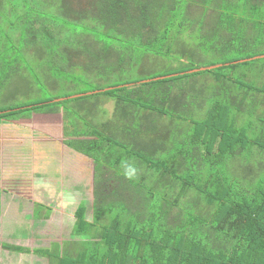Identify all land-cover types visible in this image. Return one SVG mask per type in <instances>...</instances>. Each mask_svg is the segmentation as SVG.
Returning a JSON list of instances; mask_svg holds the SVG:
<instances>
[{
	"label": "trees",
	"instance_id": "1",
	"mask_svg": "<svg viewBox=\"0 0 264 264\" xmlns=\"http://www.w3.org/2000/svg\"><path fill=\"white\" fill-rule=\"evenodd\" d=\"M251 43L264 0H0V88L46 95L0 117L60 110L64 143L111 170L79 200L71 245H0L50 264H264V82L216 58ZM74 70L94 89L53 96Z\"/></svg>",
	"mask_w": 264,
	"mask_h": 264
},
{
	"label": "crops",
	"instance_id": "2",
	"mask_svg": "<svg viewBox=\"0 0 264 264\" xmlns=\"http://www.w3.org/2000/svg\"><path fill=\"white\" fill-rule=\"evenodd\" d=\"M38 143L52 145L51 162L55 165L50 175L55 181L52 191L46 189L49 181L44 178L49 175L44 163L39 177L33 176V150ZM97 173L109 177L111 170L64 143L60 110L48 108L0 117V234L4 235V229L16 231L17 227L20 240L26 235V240L32 241L0 242L30 250L50 248L55 243L61 247L71 245L72 242H63L67 239L47 240L46 235L52 234L51 229L58 225L61 229L63 223L69 225L70 233L72 215L79 203L78 194L81 189L82 192L88 190L86 185L79 183L91 179L93 188ZM73 199L76 200L74 204ZM56 217L58 223L53 224L57 222ZM50 261L54 262L55 258L13 253L0 245V264H50Z\"/></svg>",
	"mask_w": 264,
	"mask_h": 264
},
{
	"label": "rangeland",
	"instance_id": "3",
	"mask_svg": "<svg viewBox=\"0 0 264 264\" xmlns=\"http://www.w3.org/2000/svg\"><path fill=\"white\" fill-rule=\"evenodd\" d=\"M221 49L217 50L220 52ZM211 52V51H209ZM208 52V53H209ZM263 53L262 56L259 55V58H256L254 60H249L247 64L241 63V60L246 59L245 57L251 53ZM212 56H205L203 60L200 61V63L203 65L201 67H205L208 62H212L211 59ZM214 58V57H212ZM219 60L222 59H230V58H237V64L236 67L227 69L224 71L226 74H228L231 78H240L244 81L251 82L254 84H261L264 82V43H260V45H257V43H251L249 46L243 49L242 52H236L234 54L229 53L225 54V56L222 57H216ZM84 74L79 72L78 70H74L72 72H66L63 77H60L58 79V87L52 91L53 96H65L69 95L70 93L73 92H78V91H86V90H92L96 86V82L93 80L95 78L85 77L82 78ZM80 76V77H79ZM214 74L206 70H202L200 74L197 76L199 80L205 81V79H213ZM35 91V89H33ZM213 90V89H211ZM210 90V91H211ZM45 94H41V92L38 94L33 93L32 89L28 86L25 85L24 83L16 80H8L6 81L2 87L0 88V107H5L6 105L9 106L11 104H20V103H25L28 102L30 103L33 100L36 99H43L45 98ZM106 110H108V115L111 114L112 112V103H108L105 105ZM34 137L38 136V134H34ZM52 145H43L42 143H38L35 146V149L33 150V170H35V174L33 176H38L40 175L41 168H42V163H44L47 168L45 169V172L48 173L50 176L51 173L55 170V165L51 162L52 160ZM50 153V154H49ZM90 169L92 170V166H90ZM49 176H46L44 179L49 181L47 184L46 189L49 191H52L53 189L51 187H55L54 179L50 178ZM116 173H112V177H116ZM34 177V178H35ZM36 177V178H38ZM91 177V176H90ZM47 183V182H46ZM86 185V188L88 187V190H84L82 192V189L80 190L79 200L81 198H84L86 200H89L90 196L92 195V182L91 179L87 181H83L79 183ZM85 187V186H83ZM75 199H73V204L75 203ZM57 222L58 223V217ZM66 221V220H65ZM64 221V222H65ZM52 234H47L46 239H53V240H60V239H68L69 237V225H66V223H63V227L59 229V225L56 226V228L51 229ZM4 235L0 234V241H13V242H32L31 240L27 241L26 238L28 236L20 237L22 240L19 239L18 236V228L16 227V231L10 230V229H4L3 231ZM11 235H7L11 233ZM27 233V232H26ZM6 236V237H5ZM25 239V240H24ZM45 241V240H44ZM43 242V241H42Z\"/></svg>",
	"mask_w": 264,
	"mask_h": 264
},
{
	"label": "clouds",
	"instance_id": "4",
	"mask_svg": "<svg viewBox=\"0 0 264 264\" xmlns=\"http://www.w3.org/2000/svg\"><path fill=\"white\" fill-rule=\"evenodd\" d=\"M124 175L128 178H132L136 174V169L131 165H124Z\"/></svg>",
	"mask_w": 264,
	"mask_h": 264
},
{
	"label": "water",
	"instance_id": "5",
	"mask_svg": "<svg viewBox=\"0 0 264 264\" xmlns=\"http://www.w3.org/2000/svg\"><path fill=\"white\" fill-rule=\"evenodd\" d=\"M246 60H250V59H246ZM206 67H200L199 69H205ZM208 68H212L211 66H208ZM195 70H198V69H195ZM71 97H77V95L76 96H71Z\"/></svg>",
	"mask_w": 264,
	"mask_h": 264
}]
</instances>
